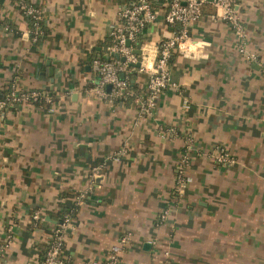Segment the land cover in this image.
I'll return each instance as SVG.
<instances>
[{
    "label": "crops",
    "instance_id": "0c3cea01",
    "mask_svg": "<svg viewBox=\"0 0 264 264\" xmlns=\"http://www.w3.org/2000/svg\"><path fill=\"white\" fill-rule=\"evenodd\" d=\"M125 1L27 0L46 27L39 41L19 1L2 3L12 25L0 22V95L15 83L51 91L55 102L0 112V264L39 263L37 243L56 223L50 212L70 190L80 207L66 230L69 264L104 262L127 232L119 264H264V0H237L252 57L204 3L190 24L194 49L174 53L172 84L150 108V72L138 66L123 97L100 91L96 60L110 58ZM158 10L133 43L152 56L175 30ZM215 144L235 162L217 163ZM185 152L192 181L180 187ZM36 212L44 222L30 230Z\"/></svg>",
    "mask_w": 264,
    "mask_h": 264
},
{
    "label": "built area",
    "instance_id": "2783aa9c",
    "mask_svg": "<svg viewBox=\"0 0 264 264\" xmlns=\"http://www.w3.org/2000/svg\"><path fill=\"white\" fill-rule=\"evenodd\" d=\"M211 1L217 8L216 15L225 19L230 23L237 37L238 49L252 57L253 54L247 51L246 48V30L239 16V7L237 0H126L120 5L119 17L121 22L112 24L110 34L112 42L109 46L110 56L112 53H118L125 56L126 59H97L96 63L99 66L100 72V91L106 94V85L112 84V89L109 94H121L128 86L126 79L120 75V70H127L128 65L140 61V68L150 72V78L147 82L146 97L143 100L145 108H150L154 105L156 97L161 91L171 85L170 78V60L176 52H187L194 49V39L190 33V24L196 21L202 14V6L204 3ZM19 9L32 14L36 19L35 24L39 27V20L42 19L40 9L27 2V0H19ZM2 2L0 1V10ZM158 7L164 10V20L167 24L179 23L178 29L174 30L172 36L166 37L160 41L157 46V53L152 56L150 53H145L142 48L141 56L134 52L133 41H137L138 35L142 33L149 24H152L158 17ZM0 18L2 15L0 14ZM4 27H8L7 24ZM36 33L38 29L34 30ZM36 39V36H34ZM130 40V44L127 41ZM47 102L48 108L53 110L54 99L52 94L47 90L31 88L20 89L12 83L6 94L0 95V112H5L13 104L25 102L40 104V99ZM188 146L192 144V138L187 139ZM214 157L219 164H232L236 158L229 148L221 144H215ZM125 150L118 149L112 155L115 159H120L121 154ZM189 154L185 152L178 162V183L180 187L185 186L192 181V176L187 173L186 165L188 164ZM95 171L98 169L94 166ZM83 193L77 194V199L83 196ZM169 209L160 213V217L164 218ZM35 218L40 217L38 212L34 214ZM71 217L66 216L60 225L54 229V238L50 242V247L47 252L43 264H60L63 260L60 258V253L65 244L66 230L70 227ZM130 233H124L119 236L118 241L114 243L108 250L106 259L100 263L96 260H88L82 264H119L120 255L123 246L128 243Z\"/></svg>",
    "mask_w": 264,
    "mask_h": 264
},
{
    "label": "trees",
    "instance_id": "16d2710c",
    "mask_svg": "<svg viewBox=\"0 0 264 264\" xmlns=\"http://www.w3.org/2000/svg\"><path fill=\"white\" fill-rule=\"evenodd\" d=\"M13 1H16L18 2L19 0H13ZM29 3V2H28ZM21 11L25 14L26 18H27V21L29 23V28H30V35L32 38H34V36H36V41H39L45 34H46V27L44 25V21L43 19H40L39 20V27L37 24H35L36 22V19L34 18V16L32 14H28L26 12H24L23 9H21ZM0 22L2 23H5V24H9V25H12L11 21H7L6 17L4 16L3 18L0 19ZM169 28L171 29H178L180 24L179 23H175V24H167ZM35 29H38V32L36 33L34 30ZM139 38H145V36L140 33L138 35V39L137 41L139 40ZM136 40L133 41L132 43H136L137 42ZM111 42H112V38H111ZM139 56H141V54L139 53ZM116 58H120L122 59V55H116V53H112L111 56H110V59H116ZM133 67H136L134 64H129L128 65V68L127 70H124V71H121L120 70V75L121 73H124V79L127 80L128 82V88L130 87L131 85V77L129 76V70ZM140 67V66H139ZM50 94H52L53 96V99L55 98L54 95H53V92L49 91ZM124 92H122L119 96L120 97H123V94ZM6 94V93H4ZM40 104L41 105H49L47 102H45L44 99H40ZM17 104H13V106L11 105L10 107H14L16 106ZM72 196H74V191H67V192H63L61 194V197L62 199L60 200L59 202V207L57 210L53 211V212H50V214L56 219V223L54 225V227L52 228H48V233H49V238L46 240V241H42V242H38L37 243V247L39 249V263L38 264H43V261L44 259L46 258V255H47V252L49 250V247H50V241L53 240L54 236V229L56 226L60 225L61 222L64 221V219L66 218L67 215H69L71 218L73 216L76 215L78 209H79V203H77L76 201L75 202H71L68 201L67 199H70ZM44 222V219L43 217H38V218H35L34 216H32V219L29 223V229L30 230H33L34 228L36 227H39L42 225V223ZM65 245V244H64ZM63 250H64V247L62 249V252L60 253V258L63 260V263L64 264H69V261L65 260L62 258V253H63Z\"/></svg>",
    "mask_w": 264,
    "mask_h": 264
},
{
    "label": "water",
    "instance_id": "95a60500",
    "mask_svg": "<svg viewBox=\"0 0 264 264\" xmlns=\"http://www.w3.org/2000/svg\"><path fill=\"white\" fill-rule=\"evenodd\" d=\"M2 3L4 2V0H0ZM127 43L128 44H130V40H128L127 41ZM134 52L135 53H142V49L141 48H135L134 49ZM116 55H118V53H116ZM122 59L123 60H125L126 59V57L125 56H122ZM132 64H134L135 66H140V64H141V62L140 61H137V62H134V63H132ZM121 77L123 78L124 77V73H121ZM106 88H107V90L108 91H111V89H112V84L111 83H108L107 85H106Z\"/></svg>",
    "mask_w": 264,
    "mask_h": 264
}]
</instances>
